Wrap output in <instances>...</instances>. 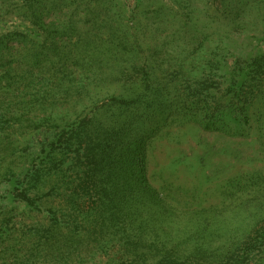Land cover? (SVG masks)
I'll return each instance as SVG.
<instances>
[{
	"label": "rangeland",
	"instance_id": "obj_1",
	"mask_svg": "<svg viewBox=\"0 0 264 264\" xmlns=\"http://www.w3.org/2000/svg\"><path fill=\"white\" fill-rule=\"evenodd\" d=\"M36 2L0 0V36L16 38L0 55L11 88L0 97V264H154L155 249L172 264H264V97L240 136L184 116L223 104L228 72L264 53V0H43L58 23L44 45L19 37ZM130 120L148 133L149 184L174 211L148 202L150 216L106 223L101 192L117 173H93L68 142L87 126L96 148L108 140L96 133ZM116 152L109 144V164ZM9 166L34 206L13 193ZM37 168L36 190L24 176Z\"/></svg>",
	"mask_w": 264,
	"mask_h": 264
},
{
	"label": "trees",
	"instance_id": "obj_2",
	"mask_svg": "<svg viewBox=\"0 0 264 264\" xmlns=\"http://www.w3.org/2000/svg\"><path fill=\"white\" fill-rule=\"evenodd\" d=\"M41 1L38 0L35 5H30L29 11L31 14L26 16L33 30L30 33L19 32V37L29 39L36 45L46 44L49 41L48 39L52 38V30L58 27V23L51 16V11L44 10L42 7L43 2L41 3ZM226 8L227 7H225V9ZM15 39L16 38H13L12 34L0 36V55L7 49V45ZM23 39H21V42L25 43L26 40ZM102 69L103 68H97L96 66L90 68L91 74L89 80H94L96 78L95 80L99 79L100 81V76L103 74ZM97 73H99V78L96 76ZM228 74L229 86L227 88V94L222 99V101L224 100L223 104H219V106L213 110H205V108L195 114L185 113L184 116L188 118L192 115V117L196 119L194 121H197L201 127L207 130L217 131L229 136H240L244 135L242 131L250 126L252 122L251 109L254 106L255 100L264 97V53L250 57L245 63H241V65L239 64L234 70L229 71ZM2 82H4V79H0V92H3V95H0V97L6 98L11 88L6 85V83L3 85ZM123 101H121V103H125ZM132 118L134 119V117ZM132 120L121 126H117V128L108 130L109 132H107L106 135L105 133H96L97 138H99V136L108 138L106 142L102 145L98 144L96 148H93V146L86 141V138L92 140L91 137H93L92 131L87 126H79L72 129L74 138L73 140L70 139L71 141L68 142L70 149L71 147L77 146L78 150L76 154L78 156L83 154L89 160L93 159V163H95L97 167V170L94 169L93 173L99 171L98 169L102 171L108 170L110 173H117V185L113 186V192H101L103 195L101 198L102 208H99L97 213L98 217L106 223L107 220L111 223H123L126 222V220L136 223V220L133 221L135 215L141 217L144 215L145 217L151 215L150 211L147 209L148 202H152L153 206L161 208L165 212L174 211L170 206L163 207L161 204L162 200L160 201L156 190L149 184L146 176L147 153L149 149L146 140L148 133L143 131L141 135H139L135 132V124ZM1 132L2 129L0 128V143L5 144L6 142ZM58 136L59 135L50 134L48 139L53 140ZM75 141H77L76 144ZM54 143L55 141H53V145ZM109 144L110 148L117 150L114 154L115 157H113L114 160H112L110 164L109 160L111 158L110 154H108ZM47 149V142H45L41 154L51 156L52 153H55V151L51 150L46 152ZM96 150L98 151L96 152ZM4 171L7 176H11V178H9L11 179L13 193L16 192L18 197H21V199L29 203V205L34 206L33 199H30L26 193V191L29 190L18 192L19 188L16 186L21 185L22 181L18 178L13 179V168L9 166V168ZM40 171V168H37L35 171H29L30 173L24 176L27 181L32 183L31 187L35 189L41 177ZM133 201L138 203V206H135ZM142 209H145V212L142 211ZM116 214L117 219H114L116 218ZM259 236L264 237L262 231L257 232V237L259 238ZM251 245L254 246L253 243ZM134 251H137L136 247ZM157 253L163 254V252L158 249L153 250V254H155L153 257L154 264H172L178 260L172 256V252L163 254V257L160 256L161 258L159 257L156 259ZM242 263L243 261L240 264Z\"/></svg>",
	"mask_w": 264,
	"mask_h": 264
}]
</instances>
